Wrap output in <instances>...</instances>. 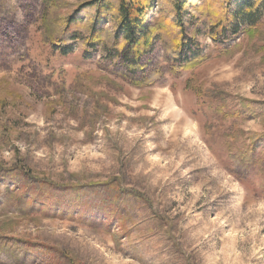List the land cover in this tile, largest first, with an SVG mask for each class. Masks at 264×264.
I'll return each mask as SVG.
<instances>
[{"label":"rangeland","instance_id":"rangeland-1","mask_svg":"<svg viewBox=\"0 0 264 264\" xmlns=\"http://www.w3.org/2000/svg\"><path fill=\"white\" fill-rule=\"evenodd\" d=\"M90 1L0 0V264H264V13L213 41L191 0L199 57L153 39L131 74L115 22L64 37Z\"/></svg>","mask_w":264,"mask_h":264},{"label":"trees","instance_id":"trees-1","mask_svg":"<svg viewBox=\"0 0 264 264\" xmlns=\"http://www.w3.org/2000/svg\"><path fill=\"white\" fill-rule=\"evenodd\" d=\"M223 1V0H222ZM172 15L150 21L149 12L157 0H93L79 5L66 17L63 33L73 43L79 39L74 27L82 22V12L91 14L90 27L84 49L96 50L103 34V25L115 22L112 32V48L104 47V55L111 60H119L125 71L134 74L143 68L141 58L151 51L153 39H171L169 57L176 62L186 63L199 57V45L187 37V25L192 20L190 14L194 5L191 0H170ZM209 17V34L213 41L226 36H235L254 29L264 13V0H224L220 11L205 1ZM52 44L64 55L68 43L62 45L61 39Z\"/></svg>","mask_w":264,"mask_h":264}]
</instances>
